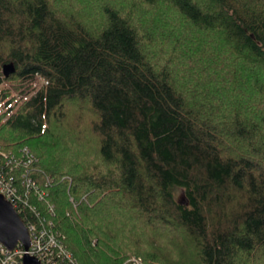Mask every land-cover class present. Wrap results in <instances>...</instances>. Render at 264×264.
I'll list each match as a JSON object with an SVG mask.
<instances>
[{
  "label": "trees",
  "instance_id": "16d2710c",
  "mask_svg": "<svg viewBox=\"0 0 264 264\" xmlns=\"http://www.w3.org/2000/svg\"><path fill=\"white\" fill-rule=\"evenodd\" d=\"M0 152L77 264H264V0H0Z\"/></svg>",
  "mask_w": 264,
  "mask_h": 264
},
{
  "label": "built area",
  "instance_id": "2783aa9c",
  "mask_svg": "<svg viewBox=\"0 0 264 264\" xmlns=\"http://www.w3.org/2000/svg\"><path fill=\"white\" fill-rule=\"evenodd\" d=\"M40 80L43 85L48 84L46 79L41 77ZM4 156L8 157L5 154ZM16 180L14 175L5 173L0 166V193L13 204L19 214L20 212L25 214L27 221L21 217L29 229L31 245L29 249H25L24 245L19 243L13 250H9L0 242V264H25L26 255L38 259L41 264H77L63 241L59 240L54 232L40 229L37 222L29 219L25 212V201L18 192ZM75 209L77 210V205ZM131 261L134 264H143L136 257H133Z\"/></svg>",
  "mask_w": 264,
  "mask_h": 264
},
{
  "label": "water",
  "instance_id": "95a60500",
  "mask_svg": "<svg viewBox=\"0 0 264 264\" xmlns=\"http://www.w3.org/2000/svg\"><path fill=\"white\" fill-rule=\"evenodd\" d=\"M4 77H9L16 72L14 63H8L4 66ZM0 242L9 250H13L19 243H22L25 249H29L31 245V236L29 229L22 219L19 212L0 193ZM25 264H41L34 257L26 255L24 258Z\"/></svg>",
  "mask_w": 264,
  "mask_h": 264
},
{
  "label": "rangeland",
  "instance_id": "374dc122",
  "mask_svg": "<svg viewBox=\"0 0 264 264\" xmlns=\"http://www.w3.org/2000/svg\"><path fill=\"white\" fill-rule=\"evenodd\" d=\"M4 85H8V83L7 82H4ZM35 86V88L36 89H39L40 87H42V86H44L43 84H42V80H40V79H37L36 81H35V83H33V87ZM179 198L180 199H182V198H184V196H183V193L180 191L179 192ZM76 211V210H75ZM95 242V241H94ZM132 258V257H131Z\"/></svg>",
  "mask_w": 264,
  "mask_h": 264
},
{
  "label": "bare ground",
  "instance_id": "6f19581e",
  "mask_svg": "<svg viewBox=\"0 0 264 264\" xmlns=\"http://www.w3.org/2000/svg\"><path fill=\"white\" fill-rule=\"evenodd\" d=\"M60 237H62V235H60ZM57 238H59V236L57 237ZM63 239V238H62ZM65 239V238H64Z\"/></svg>",
  "mask_w": 264,
  "mask_h": 264
}]
</instances>
